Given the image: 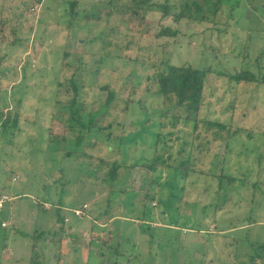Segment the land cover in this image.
Instances as JSON below:
<instances>
[{"label": "rangeland", "instance_id": "1", "mask_svg": "<svg viewBox=\"0 0 264 264\" xmlns=\"http://www.w3.org/2000/svg\"><path fill=\"white\" fill-rule=\"evenodd\" d=\"M20 1L0 0V110L17 118L0 127V192L11 198L0 213L7 224L0 226V264H110L112 250L115 264H250L258 252L253 264H264V83L217 74L234 73L239 63L264 74V54L255 62L264 52V0H222L217 23H177L156 11L141 20V12L106 14L100 0H76L79 19L69 25L64 1L71 0ZM166 25L178 33L157 36ZM166 62L210 70L199 117L229 126L219 131L223 139L201 122L196 129L182 120L172 125L175 109L156 93ZM77 68L87 71L80 74L86 112L112 126L67 157L76 131L53 117L54 101L66 102L70 94L57 95L58 84ZM155 141L170 156L166 163L190 156L207 174L181 179L175 189L165 166L153 177L142 161L153 158ZM115 160L140 165L120 172L108 190L104 177ZM221 166L236 181L217 192ZM240 178L257 182L254 196ZM82 205L75 215L71 209ZM125 251L136 257L120 258Z\"/></svg>", "mask_w": 264, "mask_h": 264}, {"label": "trees", "instance_id": "2", "mask_svg": "<svg viewBox=\"0 0 264 264\" xmlns=\"http://www.w3.org/2000/svg\"><path fill=\"white\" fill-rule=\"evenodd\" d=\"M40 2L41 0H37V3H40ZM64 2L69 3L68 6H66V8L70 11L69 23H68L69 25L74 20L77 21L79 19L78 16L75 15V12L77 11L78 1L71 0V1H64ZM100 2L109 6V10L106 11V14H114V13L118 14V13L128 12L131 16L133 15L139 16V12H141L142 13L140 15L141 20H144L143 16H145L146 12L156 11V12H161V17L164 19L169 16L173 17V20L177 23L183 20L194 22V23H205L208 21L217 23V14L222 7V0H178L176 4H169V0H163V2H160L158 0H100ZM20 3L25 6L29 4V1L22 0L20 1ZM235 7L236 5H231L230 14L232 13ZM45 19L40 18L39 19L40 23L42 22V20L46 21ZM177 33H178L177 29L170 27V25H166V26H161L159 32L157 33V36L159 37L175 36ZM263 54L264 52L258 53V55L255 57L256 59L255 62L257 64L261 62ZM63 55L67 56L68 53H65ZM229 62L232 63L231 61ZM66 65L67 64L63 63L62 65L64 67L63 69H66V67H68V65L67 66ZM239 66L240 67L237 70H235L234 73H223V72L217 71V74L225 75L229 79L235 81L236 83H240V82H250V83L254 82L256 84L264 83V74L261 76H257L250 70L243 68L242 63H239ZM97 71L98 69H96L93 72L94 75L97 73ZM86 72L84 70H80L77 68L76 72H73L69 76V78L64 79L58 84V89L56 91L57 95H59L60 93L70 94L69 97H67V99L65 100L66 102L60 101V97L56 98V100L54 101V104L55 102L57 104L56 112L54 113V116H53L54 118L55 117L60 118V119L64 118L65 119L64 122L67 125L68 129L69 130L74 129V131H76V133L74 134V138L72 139L74 140V147L72 149H66L64 151L63 155L67 157L72 156L75 152H78L77 156H79V154L81 155L83 153V151L81 152L82 145H87V143L90 142L89 140L92 137L94 138L96 137V136L91 137L92 133L94 134L100 133L103 135L104 130L107 128H111L112 126V124L111 126L107 125L106 127H101L100 125H98L99 123L96 121L97 120L96 117L93 116V112H86L84 108V103L83 101L80 100L82 98V92H83V87H84V83L82 82L84 77H81L80 74L81 73L86 74ZM209 72H210L209 69L194 67L190 64H171V63L166 62L163 64V70L157 73L156 75V82H157L156 93L158 94L159 97L161 96L165 99L164 101L165 103L172 104L173 109H175L174 110L175 115L172 116V122H171L173 126H175L177 121L182 120V122L185 124H188L191 122L193 124L192 125L193 129H196L198 126V123L201 122L203 123L205 128L207 127L206 128L207 130L211 128H215V129L217 128L216 131L213 133L214 138H219V137L222 138L221 137L222 135H220L219 131L226 128V130L229 132L230 130L229 126H226L225 124L220 123L218 121H210V120L202 119L199 117V111H200V108L203 102V88H204L205 81L207 79V74ZM113 96H114L113 91H110L108 96L106 97L107 104L112 102ZM52 110H53V107H52ZM65 114H67L68 117H64ZM10 119L13 122L12 123L13 126H15L17 118L13 116V114L10 117L9 115H7V113H4L2 110H0V127H6ZM147 119L148 118L146 116L144 122ZM103 136H105V134ZM52 137L55 138L57 136H52ZM155 137H158V134ZM96 138L100 139L98 137ZM62 139L70 140L66 136L62 137ZM130 139H135V138H130ZM92 144L94 145V143ZM117 148L120 149L119 146ZM120 151L122 152L121 149ZM230 151H232V149ZM153 154L154 156L151 159V161L146 160V161H142V163H144L145 164L144 166L150 169L153 177L155 176L153 175V173L157 169V166L163 165L165 166L164 168H167V170H170L168 174H171L173 177V184H172L173 185L172 187H174L173 189H175L176 187L175 184H178L179 180L181 179L185 180L187 179V177L193 174H199V173L207 174V172L202 171V170H197L193 166L192 162L189 160L190 156L187 157L186 159H180L176 164L174 162L173 165L170 162L166 163V161L170 159V156H168L167 158L163 157V154H161L159 150L157 149V141H155ZM224 162L225 160L222 163L224 164ZM123 164L124 163H121V161H118V160H115L109 163L108 170L105 173L106 177H104V180L110 186V189L108 190H111L112 186H114V182L117 181V179H119L120 172L122 173L126 169L131 171L136 166V164L140 165L139 162H135V163L133 162L131 163V165H128V166L123 165ZM120 170H123V171H120ZM225 170H226V167L221 166V171L216 176L218 179V185H219L217 192L220 191L222 187L226 189L229 185H233L234 182L236 181L234 177H231ZM15 178L16 177H13L14 180ZM121 178H125V177L122 176ZM244 178L246 177L244 176ZM244 178L239 179V186L244 185L246 186L247 190L251 188V196H254L256 192V188H257V182L247 184L245 181L246 179ZM169 195H171L170 201H172L174 192H169ZM4 196L7 198L6 200L3 199ZM180 197L181 196H176V200H178V198ZM226 198L227 196H226V193L224 192L222 195V200H221L222 206L225 204ZM1 199H3L4 201L2 203L0 213L3 212L6 202L10 201L11 198L7 197V195H4L2 194V192H0V200ZM34 204L36 205V207H40L43 209H46L47 207V204L41 203L38 200H34ZM83 205L82 207L72 208L71 209L72 212L74 209H81L82 211H85L87 206L83 207ZM218 206H219V203L218 204L215 203L214 208H213L215 212L216 210L221 208L220 206L219 207ZM84 214L85 213L83 212V215ZM136 219L138 220V218ZM139 219L141 222L145 221V217L143 215H140ZM57 220H60L58 216H57ZM64 220L67 221V218H64ZM64 220L62 222H64ZM0 226L3 228H6L7 224L4 220H1ZM236 228L237 227H232V229H236ZM50 232L48 231V234ZM258 247L261 249L260 251H262L263 245L258 244ZM30 252L35 253L34 244L32 245ZM111 252L115 255V258H114V261L110 264H115V261H118L117 255L119 254V252L115 253L113 250ZM256 252H257V249H256ZM128 253L131 254V251L129 252L125 251L119 257L127 258L129 256ZM256 256L260 257L259 252L255 253L254 255L253 254L251 255L250 260H249L250 264L254 263V259L256 258ZM131 257L135 258L136 256L134 254H131Z\"/></svg>", "mask_w": 264, "mask_h": 264}, {"label": "built area", "instance_id": "3", "mask_svg": "<svg viewBox=\"0 0 264 264\" xmlns=\"http://www.w3.org/2000/svg\"><path fill=\"white\" fill-rule=\"evenodd\" d=\"M3 199L6 200L7 198L4 196ZM3 199L0 200V210L2 207V203L4 201ZM83 207H86V206H83ZM73 212L75 215H80L82 213V210L81 209H74Z\"/></svg>", "mask_w": 264, "mask_h": 264}, {"label": "crops", "instance_id": "4", "mask_svg": "<svg viewBox=\"0 0 264 264\" xmlns=\"http://www.w3.org/2000/svg\"><path fill=\"white\" fill-rule=\"evenodd\" d=\"M5 251H6V248H5ZM7 256V255H6Z\"/></svg>", "mask_w": 264, "mask_h": 264}]
</instances>
